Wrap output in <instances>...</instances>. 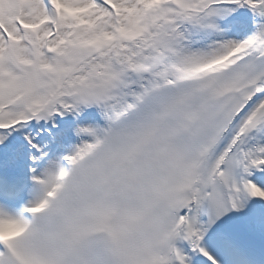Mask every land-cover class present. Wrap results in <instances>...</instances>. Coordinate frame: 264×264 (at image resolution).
Returning a JSON list of instances; mask_svg holds the SVG:
<instances>
[{"label":"snow or ice","instance_id":"1","mask_svg":"<svg viewBox=\"0 0 264 264\" xmlns=\"http://www.w3.org/2000/svg\"><path fill=\"white\" fill-rule=\"evenodd\" d=\"M0 264H264V0H0Z\"/></svg>","mask_w":264,"mask_h":264}]
</instances>
